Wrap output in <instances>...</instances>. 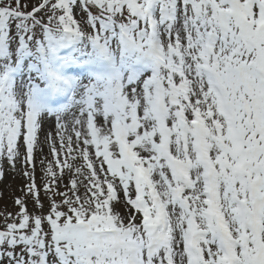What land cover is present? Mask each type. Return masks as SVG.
<instances>
[{
    "label": "snow or ice",
    "instance_id": "1",
    "mask_svg": "<svg viewBox=\"0 0 264 264\" xmlns=\"http://www.w3.org/2000/svg\"><path fill=\"white\" fill-rule=\"evenodd\" d=\"M6 168L0 264H264V0H0Z\"/></svg>",
    "mask_w": 264,
    "mask_h": 264
},
{
    "label": "rangeland",
    "instance_id": "2",
    "mask_svg": "<svg viewBox=\"0 0 264 264\" xmlns=\"http://www.w3.org/2000/svg\"><path fill=\"white\" fill-rule=\"evenodd\" d=\"M45 155H47V148H45ZM39 156V154H38ZM41 182V175L39 171V164H37V183ZM25 180L14 174L12 171L5 169V177L0 181V211H8L15 213L18 209L14 205V197L20 196V188L24 185ZM47 206V202L45 201ZM29 210H32V203L29 200Z\"/></svg>",
    "mask_w": 264,
    "mask_h": 264
}]
</instances>
